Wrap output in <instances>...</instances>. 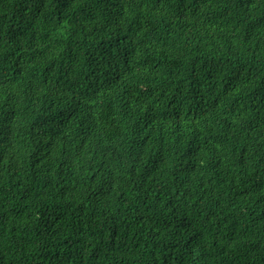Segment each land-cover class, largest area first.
Segmentation results:
<instances>
[{"label": "trees", "instance_id": "obj_1", "mask_svg": "<svg viewBox=\"0 0 264 264\" xmlns=\"http://www.w3.org/2000/svg\"><path fill=\"white\" fill-rule=\"evenodd\" d=\"M0 264H264V0H0Z\"/></svg>", "mask_w": 264, "mask_h": 264}]
</instances>
